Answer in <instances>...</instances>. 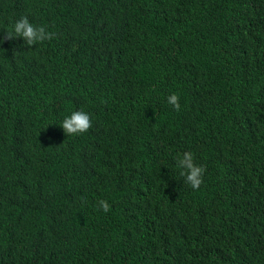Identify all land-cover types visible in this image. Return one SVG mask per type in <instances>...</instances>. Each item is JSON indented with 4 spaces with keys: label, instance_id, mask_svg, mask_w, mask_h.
<instances>
[{
    "label": "trees",
    "instance_id": "obj_1",
    "mask_svg": "<svg viewBox=\"0 0 264 264\" xmlns=\"http://www.w3.org/2000/svg\"><path fill=\"white\" fill-rule=\"evenodd\" d=\"M24 15L56 37L0 43V264H264V0H0V39Z\"/></svg>",
    "mask_w": 264,
    "mask_h": 264
},
{
    "label": "clouds",
    "instance_id": "obj_2",
    "mask_svg": "<svg viewBox=\"0 0 264 264\" xmlns=\"http://www.w3.org/2000/svg\"><path fill=\"white\" fill-rule=\"evenodd\" d=\"M56 37L55 32L48 31L46 26H36L30 22L27 15L21 16L11 24V29L6 31V34L0 39L14 40L22 38L24 44L29 48L37 44H43L45 41H51ZM167 102L175 110H179L180 97L176 93H172L167 97ZM66 136L76 137L87 133L92 127L91 116L82 111H73L69 116L65 117L60 125ZM176 168L180 170V176L184 178L185 184L189 185L193 190H198L203 183V177L206 168L203 165H198L195 162L194 154L186 151L176 158ZM99 210L107 213L111 210V205L107 200H100L98 202Z\"/></svg>",
    "mask_w": 264,
    "mask_h": 264
}]
</instances>
